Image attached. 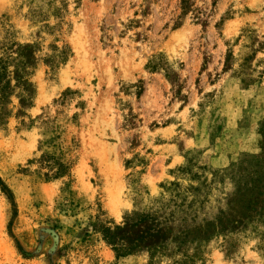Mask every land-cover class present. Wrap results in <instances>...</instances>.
Returning a JSON list of instances; mask_svg holds the SVG:
<instances>
[{"label": "rangeland", "instance_id": "1", "mask_svg": "<svg viewBox=\"0 0 264 264\" xmlns=\"http://www.w3.org/2000/svg\"><path fill=\"white\" fill-rule=\"evenodd\" d=\"M0 264H264V0H0Z\"/></svg>", "mask_w": 264, "mask_h": 264}]
</instances>
